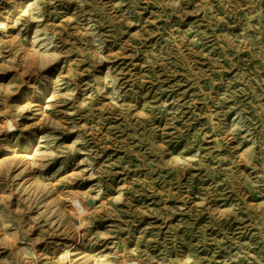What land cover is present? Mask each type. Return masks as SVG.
Segmentation results:
<instances>
[{"label":"rangeland","instance_id":"rangeland-1","mask_svg":"<svg viewBox=\"0 0 264 264\" xmlns=\"http://www.w3.org/2000/svg\"><path fill=\"white\" fill-rule=\"evenodd\" d=\"M0 264H264V0H0Z\"/></svg>","mask_w":264,"mask_h":264},{"label":"bare ground","instance_id":"bare-ground-1","mask_svg":"<svg viewBox=\"0 0 264 264\" xmlns=\"http://www.w3.org/2000/svg\"><path fill=\"white\" fill-rule=\"evenodd\" d=\"M35 62V61H34ZM38 63V61H37ZM36 64V63H35ZM34 63L32 64L33 66L35 65ZM24 66V65H23ZM30 67V66H29ZM37 67V65H36ZM38 68V67H37ZM27 69V68H26ZM22 70V69H21ZM34 72V71H33ZM22 75V74H21ZM27 75V74H26ZM36 75V74H35ZM44 75V74H43ZM44 83V82H43ZM33 84V83H32ZM41 105V104H40ZM12 125V124H9V126ZM44 132V131H43ZM82 200V199H81ZM90 200V199H89ZM82 202V201H81ZM74 203V202H73ZM83 204V203H82ZM75 205V204H74ZM73 206V205H72ZM74 209H75V206H74ZM77 209V208H76ZM72 210V209H71ZM79 241V240H78Z\"/></svg>","mask_w":264,"mask_h":264}]
</instances>
